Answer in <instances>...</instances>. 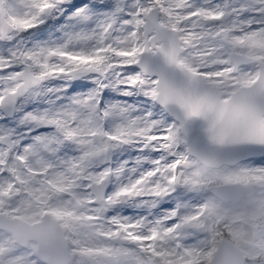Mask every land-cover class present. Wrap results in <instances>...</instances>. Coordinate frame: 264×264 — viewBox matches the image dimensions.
I'll use <instances>...</instances> for the list:
<instances>
[{
  "label": "snow or ice",
  "instance_id": "snow-or-ice-1",
  "mask_svg": "<svg viewBox=\"0 0 264 264\" xmlns=\"http://www.w3.org/2000/svg\"><path fill=\"white\" fill-rule=\"evenodd\" d=\"M0 264H264V0H0Z\"/></svg>",
  "mask_w": 264,
  "mask_h": 264
}]
</instances>
